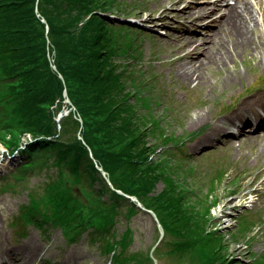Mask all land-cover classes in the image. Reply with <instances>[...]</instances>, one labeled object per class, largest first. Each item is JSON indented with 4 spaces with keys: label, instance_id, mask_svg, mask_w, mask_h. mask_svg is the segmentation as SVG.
Wrapping results in <instances>:
<instances>
[{
    "label": "trees",
    "instance_id": "1",
    "mask_svg": "<svg viewBox=\"0 0 264 264\" xmlns=\"http://www.w3.org/2000/svg\"><path fill=\"white\" fill-rule=\"evenodd\" d=\"M124 7L122 0H0V143L23 159L0 189L27 192L12 222L17 236L32 225L43 235L59 228L67 244L90 237L112 264H154L163 253L179 264H264V252L237 258L214 226L213 192L226 172L202 169L185 152L200 132L169 134L179 105L152 67L129 61L139 58L141 39L114 16ZM117 189L156 213L164 228L158 244L155 224L156 242L131 249L132 220L153 217ZM258 228L243 214L235 238L248 245Z\"/></svg>",
    "mask_w": 264,
    "mask_h": 264
},
{
    "label": "rangeland",
    "instance_id": "2",
    "mask_svg": "<svg viewBox=\"0 0 264 264\" xmlns=\"http://www.w3.org/2000/svg\"><path fill=\"white\" fill-rule=\"evenodd\" d=\"M122 1L128 11L116 12L114 16L120 25H127L124 29L131 27L141 39L139 58L129 61L138 62L137 70L152 67L160 78V89L179 105L178 117L171 122L169 134L200 132L195 139L185 141V152L192 154L202 169L209 167L212 173L222 169L226 172L223 180L215 184L213 200L217 206L213 209V224L221 229L232 254L245 261L251 260L264 252V127L239 138L228 133L227 128L238 116L251 117L264 110L254 103L259 98L264 99V25H256L250 45L238 50L223 48L220 60L205 67V78L192 81L184 74L191 71L188 69L190 60L179 57L185 48L183 39L189 42L195 37H211L219 23L207 29L203 23L187 20L188 14L179 15V9L191 0ZM177 1L179 3L174 5ZM172 7L176 11L165 16L167 9ZM161 16L162 22L157 21ZM147 18L153 21L148 22ZM224 41L231 43L225 38ZM248 100L252 102L250 106L245 104ZM163 106L158 107L159 114L163 113ZM200 116L203 118L199 119ZM26 139L32 140L30 134ZM160 150H164V146ZM19 161L18 156L8 155L0 143V176L10 172ZM41 176L29 178L31 184ZM198 176L204 175L200 172ZM203 184L206 193L210 182L205 180ZM26 200L24 189L17 193L0 189V257L19 254L24 264H110L100 242L90 237L83 236L67 244L58 228L50 229L43 236L31 225L27 235L18 238L20 227L12 222L19 205ZM243 214L253 216L260 225L248 246L243 239L235 238ZM132 225L135 229L132 250L134 247L150 248L156 242L158 234L152 218L140 215L132 220ZM162 256L161 264H179L166 253Z\"/></svg>",
    "mask_w": 264,
    "mask_h": 264
},
{
    "label": "bare ground",
    "instance_id": "3",
    "mask_svg": "<svg viewBox=\"0 0 264 264\" xmlns=\"http://www.w3.org/2000/svg\"><path fill=\"white\" fill-rule=\"evenodd\" d=\"M191 0L183 8L179 9V15L187 16L191 23H203L205 28L214 27V35L211 37H195L189 42L183 39L184 47L179 57L189 59L191 65L184 74L187 79L192 81L205 78L204 69L213 63H217L219 54L223 48L238 50L241 47L250 45L253 42L252 33L257 31V24L264 25V0ZM179 1L175 2L177 5ZM201 4L199 7L195 6ZM176 11L175 8L167 9L165 16H169ZM218 13L221 15L217 16ZM146 21H153L147 18ZM162 22V16L157 18ZM231 41V43L224 41ZM184 53V55H182ZM188 57V58H187ZM264 99H258L254 102L264 107ZM248 106L252 104L251 100L246 101ZM203 117L200 116L199 119ZM222 128V132H223ZM262 153V151H261ZM19 254L13 257L12 263L24 264Z\"/></svg>",
    "mask_w": 264,
    "mask_h": 264
},
{
    "label": "water",
    "instance_id": "4",
    "mask_svg": "<svg viewBox=\"0 0 264 264\" xmlns=\"http://www.w3.org/2000/svg\"><path fill=\"white\" fill-rule=\"evenodd\" d=\"M45 21V20H44ZM55 69H56V67L55 66H53ZM67 101L69 102V103H71V101H70V99L68 98L67 99ZM99 169L102 171V173L105 175V177H106V179H107V181L109 182V184L111 185V186H113L112 185V183H111V181H110V179H109V177H108V175H107V172L106 171H104V169L102 168V167H100L99 166ZM120 193H123L121 190H118ZM127 196H129V195H127ZM131 199H133V200H135V201H137V203H138V205H140L143 209H146L142 204H141V202H139V200L137 199V197H135V196H129ZM148 210V209H147ZM149 212H151L152 214H153V216L156 218V220L158 221V219H157V217H156V214L152 211V210H148ZM158 227H159V229H160V232H161V238L163 237V235H164V230H163V227H162V225L158 222ZM157 264V263H156Z\"/></svg>",
    "mask_w": 264,
    "mask_h": 264
}]
</instances>
